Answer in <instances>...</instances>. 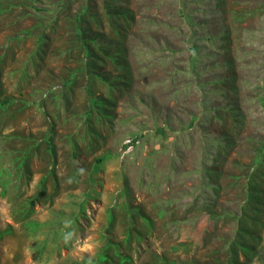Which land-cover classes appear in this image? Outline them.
I'll return each mask as SVG.
<instances>
[{
    "label": "rangeland",
    "instance_id": "1",
    "mask_svg": "<svg viewBox=\"0 0 264 264\" xmlns=\"http://www.w3.org/2000/svg\"><path fill=\"white\" fill-rule=\"evenodd\" d=\"M0 229V264H264V0H0Z\"/></svg>",
    "mask_w": 264,
    "mask_h": 264
},
{
    "label": "trees",
    "instance_id": "2",
    "mask_svg": "<svg viewBox=\"0 0 264 264\" xmlns=\"http://www.w3.org/2000/svg\"><path fill=\"white\" fill-rule=\"evenodd\" d=\"M5 230L0 229V236L4 234Z\"/></svg>",
    "mask_w": 264,
    "mask_h": 264
},
{
    "label": "built area",
    "instance_id": "3",
    "mask_svg": "<svg viewBox=\"0 0 264 264\" xmlns=\"http://www.w3.org/2000/svg\"><path fill=\"white\" fill-rule=\"evenodd\" d=\"M131 140H128V142H130Z\"/></svg>",
    "mask_w": 264,
    "mask_h": 264
}]
</instances>
